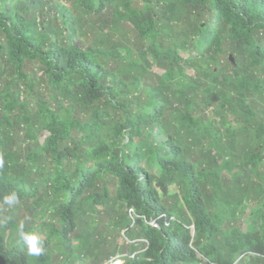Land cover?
I'll list each match as a JSON object with an SVG mask.
<instances>
[{
    "label": "trees",
    "instance_id": "obj_1",
    "mask_svg": "<svg viewBox=\"0 0 264 264\" xmlns=\"http://www.w3.org/2000/svg\"><path fill=\"white\" fill-rule=\"evenodd\" d=\"M0 156V264H264V0H0Z\"/></svg>",
    "mask_w": 264,
    "mask_h": 264
},
{
    "label": "rangeland",
    "instance_id": "obj_2",
    "mask_svg": "<svg viewBox=\"0 0 264 264\" xmlns=\"http://www.w3.org/2000/svg\"><path fill=\"white\" fill-rule=\"evenodd\" d=\"M155 70L158 72L162 71V69H160V68H155ZM187 71L192 73L191 69H188ZM44 135L45 134L41 135V139L44 137ZM148 167L150 168V165ZM170 189H176V186L171 185ZM256 201H257V198H255L254 196H249V200H247L248 205H246L244 207V209L241 210V215L243 217H245V215L247 213H250V206L254 207L256 205ZM98 208L101 209V206H99ZM96 219H97V227L99 230H103L105 227V223L110 220V218L106 214H102L100 212L97 213ZM246 224H247V222H246V220L244 221V219L240 223V225L243 229H245ZM16 228H17V226L13 228L14 232L16 231ZM133 236H134V234H133ZM133 236H131L129 232L126 234H123V231H120L119 235L112 236L113 239H109L108 247H105L103 249V251L101 250L102 253L108 254V256L110 257V255L111 256L114 255L113 253H116L117 251H120V250L124 251L125 248L127 251V249H129V247H130L129 237H133ZM7 238L8 237H6V244H9L10 242H12L16 238V234L14 233V235L11 238H9V239H7ZM133 240H136V239H133ZM56 241L58 242L57 238H54V242H56ZM78 251H75V253L73 254V256H74V258H73L74 263L73 264H96L95 261L92 260V258H94V256L93 257L88 256V255L84 256L83 254H81L79 256ZM60 253H61V249L59 248V246L52 245V247H50V249H49V254L51 256L50 260H49V264H69L68 262H66V260H60L58 258V255ZM98 254H100V252Z\"/></svg>",
    "mask_w": 264,
    "mask_h": 264
},
{
    "label": "clouds",
    "instance_id": "obj_3",
    "mask_svg": "<svg viewBox=\"0 0 264 264\" xmlns=\"http://www.w3.org/2000/svg\"><path fill=\"white\" fill-rule=\"evenodd\" d=\"M3 165H4L3 157L0 156V168H2ZM0 203H2L3 205H7L9 208H11L12 206L19 203V197L15 191H12V192L4 195L2 197V201H0ZM10 219H11V217H8V216L0 218V226L7 224ZM24 227H25L24 223L21 222L18 226L19 237L27 245L28 253L30 255H34V256L42 255L44 253L43 241L41 239H39V237L35 233V231H25ZM117 255H119L121 257V259L124 261V253H118ZM114 256H116V255H112L110 257H114ZM110 257L108 259H110ZM108 259H106V260H108ZM104 262H102V263H104Z\"/></svg>",
    "mask_w": 264,
    "mask_h": 264
},
{
    "label": "built area",
    "instance_id": "obj_4",
    "mask_svg": "<svg viewBox=\"0 0 264 264\" xmlns=\"http://www.w3.org/2000/svg\"><path fill=\"white\" fill-rule=\"evenodd\" d=\"M130 210H132V209H130ZM151 223H153V221ZM122 262H123V260L121 259V257L119 255H116L114 257H110V259L106 260L102 264H121Z\"/></svg>",
    "mask_w": 264,
    "mask_h": 264
},
{
    "label": "water",
    "instance_id": "obj_5",
    "mask_svg": "<svg viewBox=\"0 0 264 264\" xmlns=\"http://www.w3.org/2000/svg\"><path fill=\"white\" fill-rule=\"evenodd\" d=\"M229 59H230L231 61H234V60H233V57H232L231 54H229Z\"/></svg>",
    "mask_w": 264,
    "mask_h": 264
},
{
    "label": "crops",
    "instance_id": "obj_6",
    "mask_svg": "<svg viewBox=\"0 0 264 264\" xmlns=\"http://www.w3.org/2000/svg\"><path fill=\"white\" fill-rule=\"evenodd\" d=\"M119 252H117L116 254H114V255H117Z\"/></svg>",
    "mask_w": 264,
    "mask_h": 264
}]
</instances>
